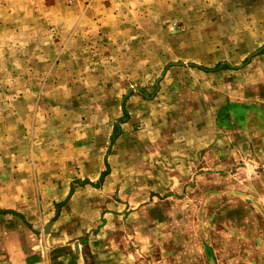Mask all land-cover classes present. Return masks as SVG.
<instances>
[{
  "label": "rangeland",
  "instance_id": "rangeland-1",
  "mask_svg": "<svg viewBox=\"0 0 264 264\" xmlns=\"http://www.w3.org/2000/svg\"><path fill=\"white\" fill-rule=\"evenodd\" d=\"M218 5L0 0V207L17 163L33 158L35 134L20 114L74 117L83 96L97 146L85 143L73 183V239L113 264H264V29L252 2ZM177 21L187 23L181 42L183 24L169 34ZM234 31L220 47L217 36ZM74 33L81 55L53 54ZM42 80L47 87L33 86ZM8 223L0 264L19 243L12 214Z\"/></svg>",
  "mask_w": 264,
  "mask_h": 264
},
{
  "label": "crops",
  "instance_id": "crops-1",
  "mask_svg": "<svg viewBox=\"0 0 264 264\" xmlns=\"http://www.w3.org/2000/svg\"><path fill=\"white\" fill-rule=\"evenodd\" d=\"M217 1H219L220 5L218 6L220 9L226 7L228 2V0ZM247 1L252 2L254 7L259 8L257 12L261 33L264 29V0ZM167 6L169 8L173 7L170 4H167ZM234 6L238 7L239 4L235 2ZM248 8H251V6ZM240 9L236 8L235 10L244 13V10ZM217 17L219 23L225 22L219 9L217 10ZM251 17H253L252 19L256 18L255 14L252 16L250 12L244 22L248 18L251 19ZM233 22H236V20H233ZM185 23L177 21L176 24H171L169 28V34H172L174 27L183 24L179 28V35L176 37L180 42L183 38H187V23ZM3 26L4 23L0 22V31ZM238 32L234 31L235 36L231 35L230 38L229 35L226 39L220 33L217 36L218 45L222 47L224 42L230 41V39L236 41V37L239 36L237 35ZM77 36L78 33H74L64 44L66 48H61L53 54H60V56L68 53L70 56L81 55L82 49L76 44V42H80V39H76ZM90 42H87L83 48L85 55H91L92 53ZM37 44L41 45L43 43L40 41ZM73 44L76 47L74 49L70 48ZM228 47L230 48V44H228ZM243 53H246V51ZM38 54L40 55V53ZM60 59L61 57L56 58L55 64L49 67V71L60 69L58 65ZM91 64L94 65V63ZM33 69L39 71L46 69V67L40 65L37 70L36 67ZM33 86L45 88L47 83L42 80V82H37ZM82 98L83 96H77L75 99L74 117H71L72 114L67 113L65 108H62L64 111H60V115L56 117L53 113H51L52 115L50 113L42 115L38 110L33 111L31 114H20L19 119H23L27 122V125H31L32 132L35 134L34 137L39 135L47 138L49 144L45 146L38 145L39 142L35 141L33 137L31 146L33 158L17 163V170H19L17 178L9 183L10 188L5 189L7 193L4 200L6 201L0 207V223L4 222L7 229L8 219L12 214L15 217V223L19 227L14 231L15 239L18 238L15 241L19 243H13L11 252L7 249L8 256L6 259L9 261L6 260L5 264H94L92 263L93 260H99V264H113L107 260L104 252L96 254L98 252L92 251L91 248L94 247L92 241L85 240L81 242L73 239V231L75 232L73 217L76 210L72 205L78 199L76 191L72 194L73 183L81 176V172H84L83 167L87 165V155L85 153L87 146L92 145V150H95L97 146L95 140L93 141L92 131L87 130L89 124L85 125L82 109L85 110L86 108L81 106L83 104ZM40 102L41 100L38 103ZM76 110L80 111L81 114L76 113ZM90 113L86 119H91ZM42 124L43 126H41ZM86 142L87 146L85 145ZM76 244H78L77 247Z\"/></svg>",
  "mask_w": 264,
  "mask_h": 264
}]
</instances>
